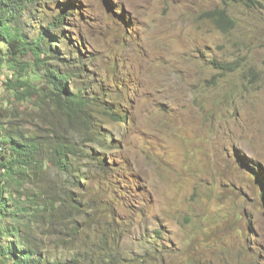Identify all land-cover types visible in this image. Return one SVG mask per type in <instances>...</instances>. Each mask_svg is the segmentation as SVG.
Listing matches in <instances>:
<instances>
[{
  "label": "rangeland",
  "instance_id": "obj_1",
  "mask_svg": "<svg viewBox=\"0 0 264 264\" xmlns=\"http://www.w3.org/2000/svg\"><path fill=\"white\" fill-rule=\"evenodd\" d=\"M62 11L71 13L67 43L105 94L98 101L126 117L105 121L112 145L100 150L112 165L88 196L101 201L114 182L116 215L129 231L121 261L82 264H264V0H55L26 11L25 33L37 36ZM214 60L243 66L219 74ZM4 79L0 107L18 111L17 122L65 129L50 105L15 101ZM104 214L100 226L115 221ZM44 242L55 262L74 264L72 252Z\"/></svg>",
  "mask_w": 264,
  "mask_h": 264
},
{
  "label": "trees",
  "instance_id": "obj_2",
  "mask_svg": "<svg viewBox=\"0 0 264 264\" xmlns=\"http://www.w3.org/2000/svg\"><path fill=\"white\" fill-rule=\"evenodd\" d=\"M54 1L0 0L4 88L18 103L50 105L65 122V129L23 125L17 122L18 111L0 107V264H59L44 247V241L51 240L72 252L74 264L101 261L104 256L121 261L117 248L129 231L116 215L114 182L103 189L101 201L88 196L107 180L112 165L100 150L112 145L105 121L125 123L126 117L113 101H98L97 96L105 94L95 79L86 76L89 61L80 48L67 43L63 30L71 13L62 11L44 21L46 28L42 26L37 36L25 33L21 19L26 11ZM221 1L250 7L263 0ZM219 20L224 25L232 22L223 12ZM212 65L225 75L243 66L228 60H214ZM258 177L264 182L261 168ZM108 212L115 221L100 226L97 217ZM93 227L94 240L89 233Z\"/></svg>",
  "mask_w": 264,
  "mask_h": 264
}]
</instances>
